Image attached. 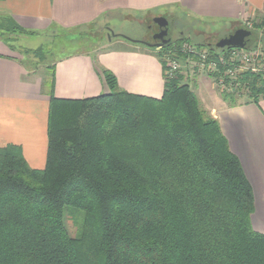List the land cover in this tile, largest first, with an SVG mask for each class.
<instances>
[{
  "label": "trees",
  "instance_id": "1",
  "mask_svg": "<svg viewBox=\"0 0 264 264\" xmlns=\"http://www.w3.org/2000/svg\"><path fill=\"white\" fill-rule=\"evenodd\" d=\"M261 29L264 20L253 23L252 35ZM65 33L92 41L89 32ZM35 34L11 19L0 24L7 44ZM186 43L160 49L164 73V55L186 57ZM23 52L39 67L41 50ZM46 70L45 169H32L19 146L0 148V264H264L252 186L183 77L164 75L155 99L123 91L103 70L109 93L64 100L54 94L55 65ZM244 94L241 104L264 100V77L245 73L236 91L221 96L234 107ZM67 215L76 217L75 237Z\"/></svg>",
  "mask_w": 264,
  "mask_h": 264
},
{
  "label": "crops",
  "instance_id": "2",
  "mask_svg": "<svg viewBox=\"0 0 264 264\" xmlns=\"http://www.w3.org/2000/svg\"><path fill=\"white\" fill-rule=\"evenodd\" d=\"M263 7L264 0H0V24L11 19L35 35L53 30L78 34L100 28L103 20L113 16L147 24L176 10L200 19L240 24ZM107 42L109 49L98 56L75 53L55 63V97L83 100L109 93L102 74L107 70L123 91L160 99L165 73L157 49L135 44L116 49L111 40ZM32 60L19 50L17 42L7 44L0 39V148L21 147L29 166L43 170L50 96L44 87L46 72L36 68ZM193 79L200 103L218 120L231 151L242 164L255 198L252 225L264 233V100L257 105L229 107L221 102L218 91L216 97L211 78L195 74Z\"/></svg>",
  "mask_w": 264,
  "mask_h": 264
},
{
  "label": "rangeland",
  "instance_id": "3",
  "mask_svg": "<svg viewBox=\"0 0 264 264\" xmlns=\"http://www.w3.org/2000/svg\"><path fill=\"white\" fill-rule=\"evenodd\" d=\"M165 18L169 22V37L172 39V42L181 38H187L189 42L186 43L187 45L198 48H205L200 47L199 45L214 47L221 39L227 38L239 29H246L251 31L252 28H250V26L252 27L253 23L264 20V7L261 10L253 11L248 20L240 24H232L231 22H223L220 20H206L202 18L200 19L196 16L191 15L189 12L182 10H176V12L166 15ZM150 19L152 20V18ZM102 26H107L109 28H101ZM99 27L100 28L89 30V35L92 37V41H90V43L87 42L83 44L81 43V41H71V38L65 35V32L61 30H53L47 34L18 37L17 44L19 46V50L22 51L41 50L44 54L39 56L42 58V61L39 60V67L41 68V71L47 72V67L55 65L57 61L68 55H72L75 53H89L93 56H98L101 52L108 50L110 46L108 45L109 43L107 42V39H109L110 31L113 32L115 36H119H110L109 40H111L113 44L111 46H114V48L116 49H124L125 46L134 44L129 40L137 42L145 40V42L147 41L149 43H152L154 33L159 29V25L154 20H152L151 22L149 21L147 24H140L136 21L126 19L125 16H113L107 18L103 20L102 24L99 25ZM248 42L249 43L247 47L249 46V48L247 49L249 51L264 54V29H261L259 32H257L255 36L252 35L251 38L248 39ZM137 45L142 46L141 44ZM156 49L157 52L160 51L159 48H154L152 50L154 51ZM32 61L34 64L36 63L34 59ZM195 74L201 75V73H199L198 70L195 69L194 66L192 67L190 64L188 66V69L181 72L179 76L183 77V84L189 85L193 89V86L195 84V80L193 79V77L195 76ZM209 78L212 79L211 76H209ZM215 88L216 90H214V92L216 93V97H218L216 91H218L220 95L223 92H221L220 88H218L216 84ZM241 91L247 92L246 90H243V88ZM219 98H221V102L227 104L222 96H220ZM246 101L247 94H244L239 98L238 103L241 104L245 103ZM200 105L204 109L207 106L204 103H200ZM75 222L76 217L74 218V216L72 215H67L66 225L69 234L72 237H75L78 231V223L76 224Z\"/></svg>",
  "mask_w": 264,
  "mask_h": 264
},
{
  "label": "built area",
  "instance_id": "4",
  "mask_svg": "<svg viewBox=\"0 0 264 264\" xmlns=\"http://www.w3.org/2000/svg\"><path fill=\"white\" fill-rule=\"evenodd\" d=\"M181 53L186 58L181 57L176 51H169L164 55L167 77L176 78L191 64L199 73L211 76L221 92L228 93L238 89L239 79L245 73L264 77V54L246 48L213 53L209 47L198 48L185 44Z\"/></svg>",
  "mask_w": 264,
  "mask_h": 264
},
{
  "label": "water",
  "instance_id": "5",
  "mask_svg": "<svg viewBox=\"0 0 264 264\" xmlns=\"http://www.w3.org/2000/svg\"><path fill=\"white\" fill-rule=\"evenodd\" d=\"M155 22L159 25L160 29H161V34L159 37V39L164 38L165 36L168 35V31H169V22L167 21L166 18H158L155 20ZM110 36H115L113 32H110ZM109 36V39H110ZM252 36V32L246 29H239L237 30L234 34L228 36L227 38L221 39L216 47L218 49L224 50L226 48H233V49H245L248 45V39H250ZM131 43H136V44H142L147 46L148 48H163L166 43H161L159 45H152L148 42L145 41H132L129 40Z\"/></svg>",
  "mask_w": 264,
  "mask_h": 264
},
{
  "label": "flooded vegetation",
  "instance_id": "6",
  "mask_svg": "<svg viewBox=\"0 0 264 264\" xmlns=\"http://www.w3.org/2000/svg\"><path fill=\"white\" fill-rule=\"evenodd\" d=\"M160 34H161V29H160V27H159L158 31H156V32L154 33V38L152 39V43H150V44L156 46V45H159V44H161V43H166V45L163 47V48H165L166 46H168V45L172 42V39L169 37V31H168V35L165 36V37L162 38V39L157 38V37L160 36ZM148 40H149V39H148ZM150 40H151V39H150ZM146 42H147V41H146ZM148 43H149V42H148ZM248 43H249V42H248Z\"/></svg>",
  "mask_w": 264,
  "mask_h": 264
}]
</instances>
